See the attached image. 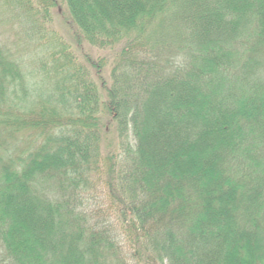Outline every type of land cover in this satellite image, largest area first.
Wrapping results in <instances>:
<instances>
[{"label":"trees","instance_id":"1","mask_svg":"<svg viewBox=\"0 0 264 264\" xmlns=\"http://www.w3.org/2000/svg\"><path fill=\"white\" fill-rule=\"evenodd\" d=\"M63 2L109 56L0 0V264H264V0Z\"/></svg>","mask_w":264,"mask_h":264},{"label":"rangeland","instance_id":"2","mask_svg":"<svg viewBox=\"0 0 264 264\" xmlns=\"http://www.w3.org/2000/svg\"><path fill=\"white\" fill-rule=\"evenodd\" d=\"M0 11H2L0 9ZM2 13H4L2 11ZM5 26H12L11 24H7ZM14 26V25H13ZM17 26V25H16ZM6 36H11V31L14 30L12 27L6 28ZM76 31L75 26L72 23V19L67 8V5L63 0H60V5L53 10L52 21L50 25H48V33L47 35L53 38V41L50 40L49 42H54L53 48L50 46L51 44L48 43L45 47H41V52L45 53V51L53 50L56 48L58 50L59 41H64L68 44V50L73 51L75 56L79 59L85 61L86 56L91 54L94 58H98L99 56H109V53L102 50H97L89 46L87 43H79L76 39ZM56 50V51H57ZM58 56V55H57ZM51 58L47 57L45 60L49 63V67L52 65ZM34 69L37 70V68ZM39 80V79H38ZM110 141L114 142V139L111 138ZM112 143V144H113ZM108 190L106 186L101 183L98 188H95L87 194L88 199V210L94 215H97L99 212H102V215H107L110 213V206L108 200Z\"/></svg>","mask_w":264,"mask_h":264}]
</instances>
